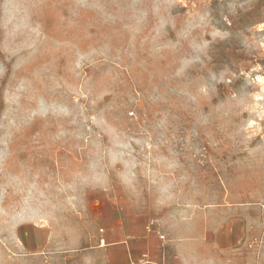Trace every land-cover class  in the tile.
Returning a JSON list of instances; mask_svg holds the SVG:
<instances>
[{
	"label": "rangeland",
	"instance_id": "374dc122",
	"mask_svg": "<svg viewBox=\"0 0 264 264\" xmlns=\"http://www.w3.org/2000/svg\"><path fill=\"white\" fill-rule=\"evenodd\" d=\"M175 252L264 264V0H0V264Z\"/></svg>",
	"mask_w": 264,
	"mask_h": 264
},
{
	"label": "crops",
	"instance_id": "0c3cea01",
	"mask_svg": "<svg viewBox=\"0 0 264 264\" xmlns=\"http://www.w3.org/2000/svg\"><path fill=\"white\" fill-rule=\"evenodd\" d=\"M128 213V212H126ZM140 235L141 238L144 239V243L142 245H148L151 237L148 235H145L143 232V227H131L128 224H124L123 221H120L119 219L111 220V223H107L105 226V238L107 240H117L120 241V244L116 246L113 251H116V253L122 258V261L127 262L129 261L131 256H135L134 254L137 252V249H135L134 244L130 241V238H133L134 236ZM190 246V249H193V246H196L193 243L188 244ZM177 247V245H174ZM178 248V247H177ZM131 253V254H130ZM189 259L187 260V263L185 264H191L190 261L194 259L196 254L191 253L188 254ZM172 258L170 264H178V254L175 252L173 255L170 256ZM194 264V263H192Z\"/></svg>",
	"mask_w": 264,
	"mask_h": 264
},
{
	"label": "built area",
	"instance_id": "2783aa9c",
	"mask_svg": "<svg viewBox=\"0 0 264 264\" xmlns=\"http://www.w3.org/2000/svg\"><path fill=\"white\" fill-rule=\"evenodd\" d=\"M153 224V222H151ZM161 238H163V235H160ZM149 256L147 254H143L141 258L138 260L137 264H147L149 263Z\"/></svg>",
	"mask_w": 264,
	"mask_h": 264
}]
</instances>
